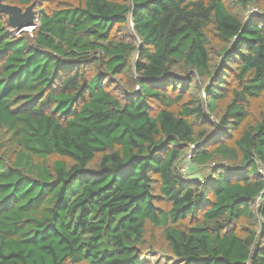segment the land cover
I'll return each mask as SVG.
<instances>
[{
  "label": "trees",
  "instance_id": "trees-1",
  "mask_svg": "<svg viewBox=\"0 0 264 264\" xmlns=\"http://www.w3.org/2000/svg\"><path fill=\"white\" fill-rule=\"evenodd\" d=\"M3 1L0 264H264V0Z\"/></svg>",
  "mask_w": 264,
  "mask_h": 264
},
{
  "label": "water",
  "instance_id": "water-1",
  "mask_svg": "<svg viewBox=\"0 0 264 264\" xmlns=\"http://www.w3.org/2000/svg\"><path fill=\"white\" fill-rule=\"evenodd\" d=\"M0 13L6 16L9 26L13 29L21 30L35 26V2H31L22 9L18 5L5 3L0 0Z\"/></svg>",
  "mask_w": 264,
  "mask_h": 264
},
{
  "label": "rangeland",
  "instance_id": "rangeland-1",
  "mask_svg": "<svg viewBox=\"0 0 264 264\" xmlns=\"http://www.w3.org/2000/svg\"><path fill=\"white\" fill-rule=\"evenodd\" d=\"M61 1L63 2H68L67 0H52L50 2L51 7L53 5H55L56 2ZM234 5V4H233ZM40 6H43V4H41ZM236 7V6H235ZM26 30H31V28H26ZM260 106L262 108H264V104L261 103ZM186 163L183 162V164H181V172L184 174L185 176H194L197 179L200 178H204L209 176V171L207 169H203L201 171H190V169L186 168ZM188 166V165H187ZM156 240L158 238V233L155 236ZM143 264H181L179 260L175 259L172 255H170V253H168V251L162 247L161 249H157V251L145 254L142 258ZM83 264V263H82Z\"/></svg>",
  "mask_w": 264,
  "mask_h": 264
}]
</instances>
